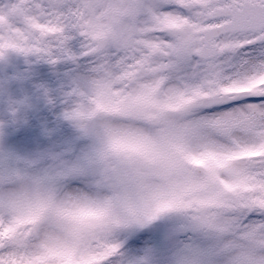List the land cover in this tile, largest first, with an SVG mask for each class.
<instances>
[{"label":"snow or ice","instance_id":"obj_1","mask_svg":"<svg viewBox=\"0 0 264 264\" xmlns=\"http://www.w3.org/2000/svg\"><path fill=\"white\" fill-rule=\"evenodd\" d=\"M0 264H264V0H0Z\"/></svg>","mask_w":264,"mask_h":264}]
</instances>
